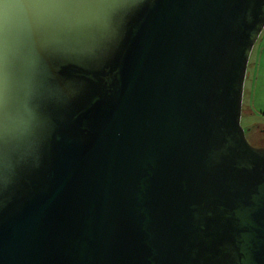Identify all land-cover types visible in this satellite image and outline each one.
<instances>
[{
	"label": "water",
	"instance_id": "obj_1",
	"mask_svg": "<svg viewBox=\"0 0 264 264\" xmlns=\"http://www.w3.org/2000/svg\"><path fill=\"white\" fill-rule=\"evenodd\" d=\"M121 4L0 155V264H264V145L240 124L264 0Z\"/></svg>",
	"mask_w": 264,
	"mask_h": 264
},
{
	"label": "clouds",
	"instance_id": "obj_2",
	"mask_svg": "<svg viewBox=\"0 0 264 264\" xmlns=\"http://www.w3.org/2000/svg\"><path fill=\"white\" fill-rule=\"evenodd\" d=\"M121 0H0V155L11 159L36 137L50 68L91 59Z\"/></svg>",
	"mask_w": 264,
	"mask_h": 264
},
{
	"label": "rangeland",
	"instance_id": "obj_3",
	"mask_svg": "<svg viewBox=\"0 0 264 264\" xmlns=\"http://www.w3.org/2000/svg\"><path fill=\"white\" fill-rule=\"evenodd\" d=\"M240 124L251 145H264V29L249 57Z\"/></svg>",
	"mask_w": 264,
	"mask_h": 264
},
{
	"label": "flooded vegetation",
	"instance_id": "obj_4",
	"mask_svg": "<svg viewBox=\"0 0 264 264\" xmlns=\"http://www.w3.org/2000/svg\"><path fill=\"white\" fill-rule=\"evenodd\" d=\"M260 133L263 134L262 131H261ZM263 135H264V134H263Z\"/></svg>",
	"mask_w": 264,
	"mask_h": 264
}]
</instances>
